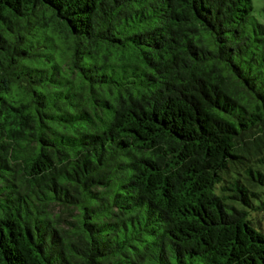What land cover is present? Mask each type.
<instances>
[{
	"label": "trees",
	"instance_id": "trees-1",
	"mask_svg": "<svg viewBox=\"0 0 264 264\" xmlns=\"http://www.w3.org/2000/svg\"><path fill=\"white\" fill-rule=\"evenodd\" d=\"M0 0V264H264V4Z\"/></svg>",
	"mask_w": 264,
	"mask_h": 264
},
{
	"label": "rangeland",
	"instance_id": "rangeland-1",
	"mask_svg": "<svg viewBox=\"0 0 264 264\" xmlns=\"http://www.w3.org/2000/svg\"><path fill=\"white\" fill-rule=\"evenodd\" d=\"M253 2V13L257 18L262 21L263 17L260 12L261 6L264 4V0H252ZM250 222L260 232L264 233V208L261 210L253 211L249 215Z\"/></svg>",
	"mask_w": 264,
	"mask_h": 264
}]
</instances>
